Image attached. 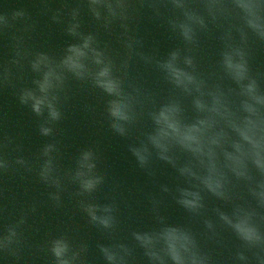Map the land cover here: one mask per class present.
<instances>
[{
  "label": "clouds",
  "instance_id": "obj_1",
  "mask_svg": "<svg viewBox=\"0 0 264 264\" xmlns=\"http://www.w3.org/2000/svg\"><path fill=\"white\" fill-rule=\"evenodd\" d=\"M72 2L63 0L53 10L40 0L42 12H51V20L76 41L59 55L30 44L36 24L27 10L0 11V37L7 36L12 49L10 59L0 60V90L13 89L20 105L38 118L39 134L49 138L25 156L22 144L0 134V221L7 211L4 179L34 177L45 189V203L61 209L67 194L88 225L110 241L96 244L106 264H137V249L148 264H220V249L228 250L230 264H264V71L252 66L255 46H264V0H75L74 7ZM145 12L180 41L165 58L144 52L134 34L132 25ZM83 14L96 31L82 30ZM205 39L219 43L218 58L207 68L200 55ZM140 63L160 75L166 95L145 86L136 68ZM77 92L103 102L113 133L137 134L128 151L149 176L155 175L154 161L175 169L182 183L174 190L162 185L161 192L203 231L168 224L158 207L163 199L150 196L157 226L119 237L117 200L98 202L107 177L98 170L97 151L82 148L72 167L61 165L59 125ZM83 110L94 112L95 105L86 103ZM209 197L230 211L209 208ZM38 206L33 202L0 223V260L21 264L33 252L45 264H92L89 244L69 230L30 239L29 216Z\"/></svg>",
  "mask_w": 264,
  "mask_h": 264
},
{
  "label": "water",
  "instance_id": "obj_2",
  "mask_svg": "<svg viewBox=\"0 0 264 264\" xmlns=\"http://www.w3.org/2000/svg\"><path fill=\"white\" fill-rule=\"evenodd\" d=\"M71 6H76L75 0ZM48 7L53 10L61 8L63 0H48ZM20 8L27 10L36 24L30 44L37 50L59 55L68 44L76 42L65 34L63 24H56L51 20V12L47 14L42 12L43 5L40 0H0V11L11 12ZM150 15L145 12L133 23L134 34L143 41L144 52L165 58L171 50L180 45V41L172 37L165 25L150 19ZM82 19L83 31H96V25L90 16L83 14ZM101 38L110 40L114 47H119L114 37L101 32ZM218 48V41L204 40L200 55L205 68L218 58L216 55ZM11 55L9 38L0 37V60L6 61ZM252 66L254 70L264 71V46H255ZM136 68L142 74L145 86L157 90L161 96L166 95V85L156 71L145 68L142 63L137 64ZM86 103L94 104L95 111L85 112L83 105ZM37 121L38 118L30 108L20 105L13 89L0 90V134H7L22 144L25 156L34 155L49 140L39 134ZM136 135L134 133L130 138H123L113 133L104 118L103 102L86 92H77L66 110V118L59 125L61 165L64 168L72 167L74 157L82 148L92 147L97 151L98 170L107 177V184L97 193L98 202L107 203L112 197L117 200L121 239H127L130 230L145 231L157 226L152 204L149 202L150 196L158 200L163 199L162 205L158 207L161 215L167 218L168 224L191 226L194 231H203L202 224L191 221L188 213L175 200L161 192L162 185L174 190L178 183H182L177 179L175 169L165 162L154 161L155 175L149 176L138 166L135 157L128 151V145L136 141ZM3 187L5 190L3 203L7 211L0 223L7 224L22 208L38 202L37 213L29 216L31 228L28 234L33 242L40 241L48 233L69 230L77 240H84L89 244V258L92 264H106L96 244H108L110 241L97 229L88 225L86 217L76 209L75 201L69 199L67 194L64 196V207L53 209L50 204L45 203L47 199L45 189L34 177L26 180L6 177ZM113 187L116 188L115 191H112ZM207 202L209 208L221 206L225 211H230V208L224 207L222 202L214 198L209 197ZM228 239L231 246V237ZM217 251L220 264H230L228 250ZM136 255L137 264H148L142 250L137 249ZM0 264H14V261L4 259L0 260ZM21 264H45V260L38 254L26 252Z\"/></svg>",
  "mask_w": 264,
  "mask_h": 264
}]
</instances>
